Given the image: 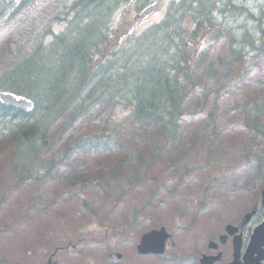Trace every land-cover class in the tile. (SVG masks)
<instances>
[{
  "label": "trees",
  "instance_id": "obj_1",
  "mask_svg": "<svg viewBox=\"0 0 264 264\" xmlns=\"http://www.w3.org/2000/svg\"><path fill=\"white\" fill-rule=\"evenodd\" d=\"M43 1L0 0V31L33 10L39 15L0 39V91L33 103L24 112L0 102V146L19 179L21 172L37 178L34 167L56 147L53 139L75 129L94 109L122 112L131 124L130 136L112 135L115 127L100 129L72 148L114 155L131 177L139 175L142 166L149 169L179 139L189 113L184 101L203 86V75L217 91L225 89L264 52V0H171L157 21L138 31L131 29L134 19L154 0ZM204 32L226 42L215 65L191 46ZM263 100L262 89L249 91L241 108L250 136L264 137L258 122ZM61 145L67 156L72 149Z\"/></svg>",
  "mask_w": 264,
  "mask_h": 264
},
{
  "label": "rangeland",
  "instance_id": "obj_2",
  "mask_svg": "<svg viewBox=\"0 0 264 264\" xmlns=\"http://www.w3.org/2000/svg\"><path fill=\"white\" fill-rule=\"evenodd\" d=\"M161 16V11L153 12L138 22L137 29ZM33 17L30 12L7 24L0 39L15 35ZM198 48L205 61L215 65L216 57L223 58L226 43L207 36ZM244 69L243 78L217 95L214 83L203 75V89H209L200 96L202 108L188 113L171 149L149 169L142 166L137 176L131 177V170L118 165L114 155H86L73 149L66 157L57 144L58 148L35 165L37 178L24 177L21 172L19 179L10 167L7 151L0 146V264H112L106 258L108 251L122 254L121 261L113 264H180L183 244H190L179 234L182 215L189 218L193 201L201 196L219 202L225 192H239L256 174L251 165L247 176L242 159L264 152V138L253 140L256 136H250L251 131L243 126L240 112L249 91H264V52ZM201 94L197 87L185 106ZM213 105L215 111L208 117ZM122 116L119 110L108 114L94 109L58 142L66 140L67 149H71L79 139L100 129L111 132L114 127L112 135L118 132L116 137L128 139L131 124ZM258 122L264 129V117L259 116ZM50 160L53 163L48 167ZM48 169L49 178L41 180L39 176ZM143 203L137 223L131 226L133 210ZM159 225L171 233L176 249L167 250L169 255L161 258L138 255L139 237Z\"/></svg>",
  "mask_w": 264,
  "mask_h": 264
},
{
  "label": "flooded vegetation",
  "instance_id": "obj_3",
  "mask_svg": "<svg viewBox=\"0 0 264 264\" xmlns=\"http://www.w3.org/2000/svg\"><path fill=\"white\" fill-rule=\"evenodd\" d=\"M255 161L264 164V158ZM263 190L261 172L239 192H225L219 202L204 196L194 200L190 217L179 220L181 240L190 243L183 244L180 264H264Z\"/></svg>",
  "mask_w": 264,
  "mask_h": 264
},
{
  "label": "water",
  "instance_id": "obj_4",
  "mask_svg": "<svg viewBox=\"0 0 264 264\" xmlns=\"http://www.w3.org/2000/svg\"><path fill=\"white\" fill-rule=\"evenodd\" d=\"M152 9V8H151ZM150 11V10H149ZM147 11V12H149ZM0 101L3 105L21 109L23 111H30L33 107L32 103L21 98H17L12 94L9 93H1L0 92ZM167 238L166 233L163 229H161L159 232H150L148 234H145L141 238V242L139 246L137 247L139 253H162L163 252V242ZM111 259H119L121 256L120 254L116 253H110L108 255Z\"/></svg>",
  "mask_w": 264,
  "mask_h": 264
}]
</instances>
